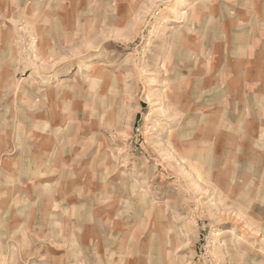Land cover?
<instances>
[{
    "label": "rangeland",
    "instance_id": "1",
    "mask_svg": "<svg viewBox=\"0 0 264 264\" xmlns=\"http://www.w3.org/2000/svg\"><path fill=\"white\" fill-rule=\"evenodd\" d=\"M123 1L76 8L89 22H73L72 39L38 22L49 8L23 17L20 6L0 7V114L12 106L0 119L12 134L2 137L93 145L104 182L101 264H264L251 200L219 183L220 150L204 139L214 62L201 54V0Z\"/></svg>",
    "mask_w": 264,
    "mask_h": 264
},
{
    "label": "crops",
    "instance_id": "2",
    "mask_svg": "<svg viewBox=\"0 0 264 264\" xmlns=\"http://www.w3.org/2000/svg\"><path fill=\"white\" fill-rule=\"evenodd\" d=\"M107 5L108 0H0V7L20 6L23 17L33 13L31 7L49 8L38 22L59 24L67 39L75 37L73 22H89L77 17L76 8ZM201 12V54L209 52L214 62L213 125L204 128V139L220 150L215 177L219 171V183L251 200L253 219L264 229V0H216L209 9L201 0ZM21 89L22 119L29 117V95ZM11 108L0 119L12 118ZM6 134L12 133L0 129V248H7L0 263L27 264L37 253V264H101L104 182L88 153L93 145L45 142L42 134L15 141ZM30 230L37 239L28 238Z\"/></svg>",
    "mask_w": 264,
    "mask_h": 264
}]
</instances>
